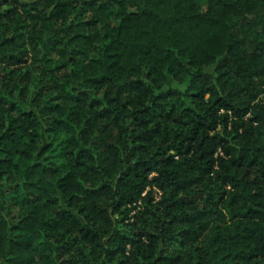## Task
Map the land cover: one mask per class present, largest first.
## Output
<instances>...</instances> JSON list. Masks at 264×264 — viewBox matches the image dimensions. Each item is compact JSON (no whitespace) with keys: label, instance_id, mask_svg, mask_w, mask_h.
<instances>
[{"label":"trees","instance_id":"obj_1","mask_svg":"<svg viewBox=\"0 0 264 264\" xmlns=\"http://www.w3.org/2000/svg\"><path fill=\"white\" fill-rule=\"evenodd\" d=\"M0 264H264V0H0Z\"/></svg>","mask_w":264,"mask_h":264},{"label":"rangeland","instance_id":"obj_2","mask_svg":"<svg viewBox=\"0 0 264 264\" xmlns=\"http://www.w3.org/2000/svg\"><path fill=\"white\" fill-rule=\"evenodd\" d=\"M42 137H43L42 140H43L44 143H49V142L52 141V139H53V138H48L49 136H47V133H43V136H42ZM50 137H53V135L50 134ZM53 143H54L55 145H57V143H58V139H57V140H54ZM57 148H58V147H57Z\"/></svg>","mask_w":264,"mask_h":264}]
</instances>
